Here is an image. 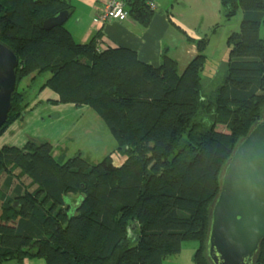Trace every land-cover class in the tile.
Returning <instances> with one entry per match:
<instances>
[{"label":"trees","instance_id":"16d2710c","mask_svg":"<svg viewBox=\"0 0 264 264\" xmlns=\"http://www.w3.org/2000/svg\"><path fill=\"white\" fill-rule=\"evenodd\" d=\"M124 1L129 16L150 23L152 0ZM220 2L226 20L243 17L227 69L206 92V36L180 71L166 50L153 66L131 48L102 47L101 31L79 43L66 23L46 29L47 19L72 15L67 0H0V40L19 59L0 137L30 104L21 81L48 73L40 92L93 109L125 156L117 166L112 153L98 163L82 152L57 159L48 140L1 145L0 264H163L187 240L198 242L195 264H212L206 244L223 169L264 116V0ZM253 264H264V240Z\"/></svg>","mask_w":264,"mask_h":264},{"label":"crops","instance_id":"0c3cea01","mask_svg":"<svg viewBox=\"0 0 264 264\" xmlns=\"http://www.w3.org/2000/svg\"><path fill=\"white\" fill-rule=\"evenodd\" d=\"M67 1L73 6V12L66 21V27L79 43L88 42L92 36L101 31L104 39L102 47L124 46L131 48L136 51L140 60L153 66L161 64L164 50L178 61L179 68L182 62L187 65L197 54L195 42L203 34L200 29V22L193 19V16L198 15L199 17L200 14H196L194 11H187L191 0H152L156 7L154 15L147 26H142L131 16L123 21H99V15L107 0ZM49 76L50 74L47 73L45 79ZM32 79L33 75L31 81ZM45 79L41 81V84L46 81ZM36 89L39 96H34V100L30 101L22 121L30 116L33 117L32 114H35L37 110L39 111L36 116L40 115L42 120L45 116L52 117L56 110L60 112L58 114L70 115L75 120L82 118L88 111L87 106L53 104L50 99L58 98L54 92L48 88L43 89L41 92L39 88ZM42 107L47 108L40 110ZM55 123H60V121H55ZM59 131H65V129ZM13 133L9 136L12 139L4 140L5 143L21 146L25 145L29 139L48 140L54 146V156L57 159L65 160L68 158L67 149H59L66 138L62 133L58 137L50 135V133L45 136H40L36 132L26 133V130L22 132L14 130ZM124 158L125 156L122 155V160ZM196 249L195 247V251ZM195 251L190 257L184 256L183 245L180 253L168 257L163 264H195Z\"/></svg>","mask_w":264,"mask_h":264},{"label":"water","instance_id":"95a60500","mask_svg":"<svg viewBox=\"0 0 264 264\" xmlns=\"http://www.w3.org/2000/svg\"><path fill=\"white\" fill-rule=\"evenodd\" d=\"M67 10L47 19L46 29L69 19ZM19 59L0 40V128L17 84ZM264 240V116L240 140L221 177L212 205L206 252L212 264H253Z\"/></svg>","mask_w":264,"mask_h":264},{"label":"rangeland","instance_id":"374dc122","mask_svg":"<svg viewBox=\"0 0 264 264\" xmlns=\"http://www.w3.org/2000/svg\"><path fill=\"white\" fill-rule=\"evenodd\" d=\"M189 6L187 11H194L196 14H200L199 17L198 15L193 16V19L200 22V29L203 34L202 37L206 36L208 40L205 49L207 61L203 72V87L207 92L206 88L210 86L208 83L211 80L212 82L215 81L217 79L216 77L222 75L227 69L230 51L228 38L232 32L239 31L243 13L239 10L236 16L230 20H226L220 12V0H191ZM260 33L264 36V24L260 29ZM180 66V71H183L186 64L182 62ZM45 75H47V73L37 76L35 82L31 81L32 75L25 77L18 86V89L20 91L27 89L31 98L30 101L34 100V96L38 95L36 88L40 87L41 81L45 79ZM57 105L66 104L59 103ZM46 108L47 107H42L40 110H45ZM38 111L39 110H37L35 114H32L33 117L30 116L22 121L25 116L24 113L20 119L15 121L6 130L4 135L0 137V146L7 144L4 140L12 139L9 136L14 134V130L20 132L26 130V133L36 132L40 136H45L50 133V135L58 137L62 133L66 138L61 143L59 149H67L68 157L74 156L77 152H82L83 156L88 161L91 163H98L102 161L106 155L112 153L111 156L115 165L119 166L123 163L122 154L114 150L116 142L112 133L108 130L104 120L90 107H88V111L79 120H75L70 115L64 116L58 114L60 112L57 110L54 112L55 114H52V117L45 116L42 120L40 115L36 116ZM60 115L62 116L60 117ZM55 121H60V123H55ZM62 129H65V131H59ZM218 129L226 130L223 125L218 126ZM4 177L5 176H3V178ZM3 178L0 181V185L2 184ZM183 245L184 256L190 257L195 251V247H198V242L196 240H187L183 242ZM11 263L13 262L9 264ZM25 264H45V261L41 259H33L32 261L26 260Z\"/></svg>","mask_w":264,"mask_h":264},{"label":"built area","instance_id":"2783aa9c","mask_svg":"<svg viewBox=\"0 0 264 264\" xmlns=\"http://www.w3.org/2000/svg\"><path fill=\"white\" fill-rule=\"evenodd\" d=\"M151 9H155V4L150 3ZM124 0H107L102 12L99 15V21L108 20L123 21L129 17Z\"/></svg>","mask_w":264,"mask_h":264}]
</instances>
